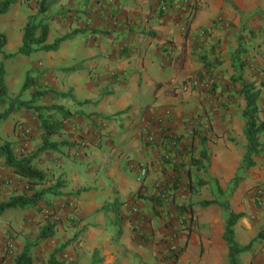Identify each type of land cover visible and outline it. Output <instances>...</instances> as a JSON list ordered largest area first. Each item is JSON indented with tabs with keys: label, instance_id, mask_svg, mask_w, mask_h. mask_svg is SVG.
Here are the masks:
<instances>
[{
	"label": "crops",
	"instance_id": "1",
	"mask_svg": "<svg viewBox=\"0 0 264 264\" xmlns=\"http://www.w3.org/2000/svg\"><path fill=\"white\" fill-rule=\"evenodd\" d=\"M196 1L192 15L191 8L181 0H55L48 4L46 17L42 18L49 28L60 6L58 17L67 21L61 37L76 33L55 52H60L58 64L68 73L66 84L57 92L70 97L63 99L60 106L73 117L64 123L60 137L51 140L61 145L54 153L58 158L60 152L57 168L66 177L67 189L71 182L91 187L90 194L80 200L90 199L92 213L83 211L82 216L98 213L90 221L92 226L83 240L97 251L111 249L113 257L111 253H102L106 256L105 264H112L121 253L128 257L136 255L147 264L156 263V246L149 243L147 251L141 246L132 248L125 207L121 205L132 199L135 201L130 204L137 203L138 192L148 196L145 201L150 204V197L145 194L151 192L152 185L159 188L160 183L170 181V170L159 159L163 153L176 152L172 165L174 173L177 170L172 177L176 190L185 179L189 184L192 160L198 161L193 166L195 170L200 163L204 166L201 153H206L208 174L212 177L218 170L225 172L237 166L236 149L227 139L234 135V124L235 133H243L244 120L234 109L233 100L223 110L222 100L192 93V89L181 92L179 87L205 71L198 58L201 50L208 55L206 63L213 58L210 50L215 51L218 59L214 73H219L220 84L242 74L243 68L236 63L242 60L236 55L238 37L245 38L248 47L251 44L252 60L261 62L264 0ZM163 5L164 11L160 10ZM203 29H208L206 35L202 34ZM51 34H55L52 29L50 37ZM166 81L170 84L156 90L157 85ZM51 84L52 91H56V84ZM194 133L218 135V139L210 142V136L206 145L201 146ZM149 138H153L151 144ZM171 138L176 139L175 146L171 145ZM82 140L79 148L78 142ZM74 147L77 152L70 154L68 150ZM197 150L201 152L199 156L195 155ZM145 167L147 175L139 177V168ZM114 202L120 216L111 206L107 212L104 210L106 204ZM234 213L244 215L243 209ZM109 214L106 221L104 215ZM146 214L140 224L149 228L154 222L149 226L152 215L147 220ZM244 217L234 227L235 238L244 232L243 226L248 227ZM110 220L113 227L123 232L116 241L108 237L114 231ZM223 232L224 227L221 238Z\"/></svg>",
	"mask_w": 264,
	"mask_h": 264
},
{
	"label": "rangeland",
	"instance_id": "2",
	"mask_svg": "<svg viewBox=\"0 0 264 264\" xmlns=\"http://www.w3.org/2000/svg\"><path fill=\"white\" fill-rule=\"evenodd\" d=\"M61 9L58 6V13L53 16L51 25L49 24L48 43H52L57 37H61L65 33L62 29L66 27L67 21H63L61 16L58 17ZM35 13V0H20L11 5L4 15H0V33L7 40L6 46L1 50L2 54L14 55L17 52L21 45L22 31L26 19L29 15ZM55 17H58V20ZM86 26L88 27V25ZM51 29L55 34H51L50 37ZM246 41L242 37H238L237 40L236 55L237 58L240 57L242 60H236V63L242 62V74L229 78L226 83L220 84L219 81L222 80L218 75L219 73H214V66L217 67V64L211 58L208 63L211 64L212 68L210 72L205 74L206 77L204 75L199 77L197 76L199 72L196 73L195 76H192V79L199 77L195 85L192 86L190 83L185 86L180 85L179 91L188 92L192 89V93L200 92L207 96L216 97L220 101L222 100L223 103H220V108L223 110L227 106L226 103L232 99L234 109L240 115L242 109H244V102L239 94V84L232 80L239 77L261 89L262 95L258 101L259 119L264 121V58L261 54V62H254L255 59L252 60L251 58L253 53L251 44L248 47V41ZM199 53L198 58L205 54L203 50ZM60 57V52H39L29 57L14 56L2 61L0 55V62H3L5 72L4 84L8 98L11 100L18 99L20 102L30 100L32 90L20 93L27 76L37 80L38 83L51 91V83L53 82L56 84L57 89L52 92L61 94L57 91L66 84L68 73L63 71L60 64H58ZM212 70L213 74H211ZM200 72L204 73V71ZM64 95H67L65 98L70 97L69 94ZM65 98L49 94L32 104V107L40 111L20 109L13 112L6 121H0V146L9 142L18 157L21 155H34L40 145L38 114L47 117V109L53 105L60 106ZM79 104L75 103L76 106H79ZM3 109L4 107L1 108V110ZM233 126L234 135L227 141L236 149L234 157L238 158L237 166L233 167L232 170H225V172L218 170V174H213L214 177L208 174V171H210L208 158L204 159L206 163L199 169H197V165L195 170V166L192 164L190 186L185 179L179 189L176 190L175 183L172 180L173 174L177 173V170L174 173V167L172 166L176 152L173 153L168 150L163 153L162 158L159 159L170 170V174H168L170 181L160 183L159 188L156 184H153L151 192L145 194L149 195L150 198H156L160 193L166 192L162 199V206L154 209L155 206H152L150 201V204L145 201L148 196L140 195V192L135 195L138 204H130L135 201L132 199L121 205L126 208V210L124 208L126 213L124 217L129 224L127 227L128 240L133 249L141 246L142 249L147 251L146 246L149 243L156 246V255H159V257L155 255L157 258L155 264H227V247L221 238L227 213L220 205L228 204L229 210L232 212L243 209L244 218L248 225V227L243 226L244 232L238 234V237L236 236L237 243L241 246L252 243L250 251L238 257V264H264V241L253 240L257 234L264 231V133L260 137V153L253 158L254 166L245 169L242 160L246 140L243 133H235L236 125ZM193 135L198 142H201V146L206 145L210 136V142L218 139V135L213 134L205 136L194 133ZM52 139L56 140L58 138L53 137ZM152 140L149 138L148 143L151 144ZM173 140L174 138H171V142ZM82 144L83 140L78 142L79 148ZM171 145L174 144L171 143ZM68 151L71 154L77 152V149L74 147ZM199 153L201 152L197 150L195 155L198 154L199 156ZM63 154H66L65 149ZM60 157V152L58 158L54 152L52 154L40 153L35 157L34 162L36 161L38 169L46 174V184L36 187V190L52 187L57 180L64 183L63 189L58 191L56 195H45L35 208L8 211L0 217V264H13L15 257L26 245H33L31 253L35 263L47 260L54 252L57 253V259L64 264H105L107 260L103 254L105 252L111 253L112 256L111 249L101 248L97 251L98 248H92L83 240L86 231L92 226L90 221L98 212L93 213L91 216L90 214L82 216L83 211L92 213L90 211L92 207L90 199L80 200V198L81 196H87L92 190L90 185L86 183L75 186L73 182L70 183L71 188L67 189L66 177L57 168ZM50 162L54 163V167ZM177 166L175 164L176 168ZM185 167L181 166L183 169ZM137 173L139 177H145L147 168H139ZM24 189V182L15 176L0 159V203L6 202L13 195L25 193ZM206 201H213L217 204L202 207L201 203ZM109 205L111 204H106L104 207L106 212L110 207ZM149 209L151 212L148 211ZM144 211L147 212V220L150 218V213L152 215L149 219V226L151 222L154 223H151L149 228L140 224L145 217ZM110 216V214L108 216L104 215V219L108 221ZM48 222L55 225L54 235L46 240L38 241L37 237L40 229ZM109 222L111 223V220ZM111 225L114 231L109 232L110 241L122 238L123 232H119L115 226L113 227V223ZM172 253H179L176 262L168 259ZM135 256L128 257L121 253L119 258L113 261L112 264H147L142 258Z\"/></svg>",
	"mask_w": 264,
	"mask_h": 264
},
{
	"label": "trees",
	"instance_id": "3",
	"mask_svg": "<svg viewBox=\"0 0 264 264\" xmlns=\"http://www.w3.org/2000/svg\"><path fill=\"white\" fill-rule=\"evenodd\" d=\"M20 0H0V15H4L11 5ZM55 0H35L36 13L29 15L26 19V23L23 27L21 45L14 55H5L1 53V50L6 46V37L0 33V55L2 61L13 58L14 56L29 57L35 53H54L58 50L60 44L66 40L72 38V35H67L55 39L52 43H48L49 28L44 24L42 16L48 11V4ZM215 24V22H214ZM208 29H203L202 34L206 35ZM210 56L213 57V62L216 63L218 57L214 50H210ZM208 55L204 54L199 57V61L203 64V72H199L197 76H205L206 73L210 72L212 68L209 63H206ZM0 62V121H6L9 116L20 109L40 111L37 108L32 107V104L38 102L41 98L53 94L59 98H65L67 95L53 93L48 90L45 86L38 83L37 80L27 76L23 82L20 93L32 90L31 98L27 102H20L18 99L11 100L8 98L7 89L4 84V68L3 62ZM239 67H243L242 62L239 61ZM199 77L190 78L181 83V86H185L190 83L192 86L198 81ZM198 78V79H197ZM235 83L239 84V94L244 102V109L241 113L242 119L244 120L243 135L246 140L245 153L242 160V164L245 169H250L254 166L253 158L260 153V137L264 133V121H260L258 107V101L262 95L261 89L253 83H248L239 77L234 79ZM170 84V81H166L162 84L157 85L156 90L161 87ZM4 107L3 110L1 108ZM53 111V113H52ZM47 117H43L38 114L39 125V147L35 154L32 156H17L13 151L11 143L7 142L0 146V159L3 160L4 165L13 172V174L19 177L25 184V189L22 194L11 196L6 202L0 203V217L8 211L13 210H26L32 209L38 206L43 200V197L47 194L56 195L58 191L63 189L64 183L57 180L55 185L47 189L36 190V187H41L46 184V174L44 171L38 169L37 164L34 162L35 157L44 152H58L60 144L52 142L51 138L57 137L61 134L64 123L70 120L73 115L64 110L61 106L53 105L46 111ZM57 115V116H56ZM176 145L175 139L171 142ZM204 159H207L205 152L201 153ZM198 161L192 162V164H198ZM201 165V163H200ZM198 165L197 169L201 168ZM197 166V165H196ZM176 184V183H175ZM30 193V194H27ZM166 193V192H164ZM164 193H160L158 197H151L149 201L152 206L161 207L163 204ZM217 203L213 201L202 202V207H208ZM114 208L116 215L119 214L116 203L109 205ZM227 213V219L224 225V232L222 235V241L227 247V264H238V257L242 254L248 253L252 243L246 246H240L235 241L234 227L237 222L244 217L242 213H234L229 210L228 204L220 205ZM55 225L48 222L43 226L38 234L37 240H46L52 237L55 233ZM254 241H264V231L257 234L253 239ZM33 245H26L22 251L15 257L13 264H64L57 259V253H52L47 260L35 263L32 258ZM179 253H172L170 258L173 262H176Z\"/></svg>",
	"mask_w": 264,
	"mask_h": 264
},
{
	"label": "built area",
	"instance_id": "4",
	"mask_svg": "<svg viewBox=\"0 0 264 264\" xmlns=\"http://www.w3.org/2000/svg\"><path fill=\"white\" fill-rule=\"evenodd\" d=\"M183 2V4L186 6V7H189L191 8L192 10V15L194 14V11L197 7V1L196 0H181ZM166 9V6L163 5L161 6L160 10L164 11Z\"/></svg>",
	"mask_w": 264,
	"mask_h": 264
}]
</instances>
